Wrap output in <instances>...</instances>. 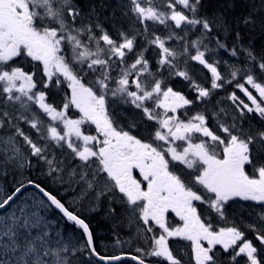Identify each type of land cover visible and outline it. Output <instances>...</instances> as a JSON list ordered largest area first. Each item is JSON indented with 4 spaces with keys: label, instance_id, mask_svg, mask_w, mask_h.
Returning <instances> with one entry per match:
<instances>
[{
    "label": "snow or ice",
    "instance_id": "1",
    "mask_svg": "<svg viewBox=\"0 0 264 264\" xmlns=\"http://www.w3.org/2000/svg\"><path fill=\"white\" fill-rule=\"evenodd\" d=\"M125 8L133 23L115 28L114 38L95 8L85 11L80 0H0V175L11 167L23 177L35 158L55 185L21 178L0 187V264H76L84 253L105 264L121 261L122 255L97 252L81 211L95 212L104 202L109 216L122 213L145 242L131 257L137 264H153L149 257L183 264L169 247L172 237L191 242L195 264H264V128L245 127L249 114L264 121V83L250 71L244 83L237 81L250 104L233 92L229 99L238 116L231 123L209 127L202 112L182 118L180 109L232 83L206 59L205 43L218 26H231L222 13L202 14V0H128ZM255 11L241 22L255 27ZM148 22L169 34L161 38ZM259 23L264 27V19ZM142 39L159 49L155 71ZM171 40L180 47L167 46ZM217 46L226 47L218 39ZM243 51L264 73V55ZM21 61L31 66H18ZM189 61L208 69L210 88L193 79ZM241 71L231 72L233 80ZM172 77L188 81L195 100L174 90L167 82ZM53 88L69 90L59 106L43 90ZM117 102L131 105L137 116L122 124L109 110ZM70 108L78 110V119L69 118ZM86 123L96 135L85 134ZM29 188L34 191L25 197ZM69 191L75 193L71 201L64 195ZM236 198L261 205L257 221L247 224L258 244L236 226L213 228L212 214L226 220ZM53 209L81 230L83 244L49 218ZM169 213L182 225L172 227Z\"/></svg>",
    "mask_w": 264,
    "mask_h": 264
},
{
    "label": "trees",
    "instance_id": "2",
    "mask_svg": "<svg viewBox=\"0 0 264 264\" xmlns=\"http://www.w3.org/2000/svg\"><path fill=\"white\" fill-rule=\"evenodd\" d=\"M87 3L96 6L95 8H98V4L94 3L92 0H87ZM157 4H161L162 1L156 0ZM202 3L204 4V9L202 10V14L212 15L213 13H222L225 17V20L228 25L231 27L227 30H215L212 35L216 37V39L219 40L220 43L226 45L224 48L227 51L228 58L233 60V67L236 69H242L245 71H241L238 73L236 80H233L232 83L229 84V88H237L236 83L237 81L239 83H243L244 79L243 76L246 74H253L257 81L260 83H264V73H261L258 68L252 67L250 61H246V53L243 51V49H251L253 52L259 57L260 55H264V27L260 26L259 21L261 19H264V6L261 4V0H202ZM255 11V19L257 21V24L255 27L251 25H244L241 22V18L249 15V13ZM163 10V9H162ZM112 11H114V8H112ZM111 11V12H112ZM103 18L111 21V15L108 16L105 15L103 12ZM171 23V22H169ZM115 24V23H114ZM177 33H180L179 29L175 30ZM110 32V31H109ZM236 32H239L240 36L239 39L236 37ZM169 34V32H167ZM111 34V33H110ZM183 34V33H180ZM113 35V33H112ZM191 39H195L196 37H190ZM176 41V40H174ZM142 47H146V42L142 39L140 41ZM235 48L237 54L233 56L231 54L232 49ZM148 49V48H147ZM201 50H204L201 48ZM156 48L151 45V50H147L144 55L149 60L150 66L155 71L156 68V61L159 59L158 52H155ZM194 54V51H193ZM208 54V52L206 53ZM132 62L131 54H129L128 63ZM193 61H189L188 68L192 65ZM181 69H183L184 65L181 63L179 65ZM233 72V71H232ZM167 77V72H165ZM168 81H172V79H169ZM167 81V82H168ZM47 92L48 89H44ZM50 95V93H49ZM191 99L194 100L192 96H189ZM58 97H55L52 95V101ZM208 99L205 98L203 101H200L201 104H204L206 106ZM59 103V102H58ZM60 105V104H59ZM196 107H193V110ZM191 116V112H190ZM27 129L26 125H23ZM33 163V169L37 171L39 180H42L44 182L47 181V175L45 174L46 166L42 163L37 165L35 158H32ZM33 174L32 171H30ZM17 171H14L9 167L7 176L0 175V181L6 185L8 188L14 183L15 180H17ZM27 178L35 179L34 175L29 176ZM109 220H113V216H109ZM116 220H119L115 218ZM106 222V221H105ZM117 222L116 224H118ZM82 262V258L78 257L77 262Z\"/></svg>",
    "mask_w": 264,
    "mask_h": 264
},
{
    "label": "rangeland",
    "instance_id": "3",
    "mask_svg": "<svg viewBox=\"0 0 264 264\" xmlns=\"http://www.w3.org/2000/svg\"><path fill=\"white\" fill-rule=\"evenodd\" d=\"M83 1H85V0H83ZM92 1L94 3L98 4L99 2L101 3L102 0H92ZM82 6H84V5H82ZM89 6L91 7V10H92L93 7L94 8L96 7L94 5H89ZM101 8L103 10H105V15L106 16H108L110 14L111 17H112V15L114 13H119L120 16H124L123 20L126 19L127 23H129V22L131 24L133 23V21H131V19H129L128 16L124 15L125 12H124L123 9L121 10V5L120 4H117V3L113 2L109 6H107V7L103 6ZM112 8H114V11H112ZM127 25L129 26V24H123L122 28H125V29L128 28ZM119 26H120V24H119ZM151 28H153V27H151ZM217 29L223 30V29H220L219 26L217 27ZM150 30H153V29H150ZM161 33H162V31L156 29V35H159ZM181 35H183V34H181ZM194 36L195 35H192V37H194ZM162 38H164V37H162ZM205 43L207 44V47L209 49L208 54H206V59H208L210 63L217 64L218 71H220V73H221V75H222V77L224 78L225 81L230 80V78H229L230 77V73L235 70V68L233 67V60L228 58L229 56L225 53L224 48H220V47L217 46V39H216V37L214 35H212V42L211 43H208L207 40L205 41ZM166 44H167V46L172 47V48H176V49H178L180 47V44H175V42L173 40L166 41ZM236 70H238V69H236ZM190 74H192V76H194V78L196 80H198V82H201V83L209 82L211 84V79H212L211 73L208 71V69L204 68L202 65L198 64L197 62H196V65L193 67V72H190ZM48 91H49V93L51 95H53L55 97H58V98H55L52 101V103L56 104V105H59V104H62V102L64 101V100H61L60 98L62 96H65L66 92H68L69 90H67L65 88L64 91H60L58 89L53 88V89L48 90ZM110 98L111 97H109V99ZM228 100H230L229 97L225 99V105H222V107L224 108V110L226 112H230L231 113L233 111V109L234 110H236V109H235V105L233 104V102H231L232 103V108H233V109H231V107L227 104L229 102ZM69 115H71V114H70V111L68 110V116ZM134 116L135 115L133 113H130L129 116H128V119H130V118H132ZM232 117H235V116H232ZM69 118L78 119L79 117H69ZM44 119L47 120L46 117H44ZM128 119H127V121H128ZM227 123H229V121H227ZM246 127H248V126H246ZM252 128L255 129L254 127H252ZM83 130L85 131V134H91V132H86L85 126H83ZM157 143H159V142H157ZM57 152H58V150H57ZM0 187H3L5 189H7L6 186L3 185L1 182H0ZM30 193L31 192H28L27 194H24L25 197H27ZM65 195H66V200L71 201V199L75 195V193L69 191V192H66ZM244 208H245V212H246V217L245 218L247 219L246 220L247 224L257 221L258 214L262 210L261 205L257 204L256 202H254V204L246 203ZM85 210H87V209L85 208ZM249 213H251V215H249ZM48 215H49V218L54 219V221L59 226L63 227L62 222L58 221L57 218H53L51 216V211L48 213ZM177 226L178 225H175V227H177ZM132 231H133V236L135 238H138L137 237V230L136 229H132ZM123 247H124V243L122 241H119V243H118V241H115V242H113V245H112V248H114L115 250H110V249H103V250L107 251V252H110V251L111 252H117V251L121 250ZM169 247L172 248V246H170V244H169Z\"/></svg>",
    "mask_w": 264,
    "mask_h": 264
},
{
    "label": "flooded vegetation",
    "instance_id": "4",
    "mask_svg": "<svg viewBox=\"0 0 264 264\" xmlns=\"http://www.w3.org/2000/svg\"><path fill=\"white\" fill-rule=\"evenodd\" d=\"M64 195H65V193H64ZM107 207H108L107 203H103L99 208L100 212L96 215H91L93 212H88L85 209H82L81 211L85 215L84 217L88 220V222L90 224V228L93 231L94 245H95L96 249L98 251L104 253V254L111 253V254L124 255L126 253V250H124V248H122L121 250H119L117 252H111V251L107 252V251L103 250V249L115 250L114 248H112L113 243L109 242V240L106 238L107 233H111L114 235H121L123 237L124 236L123 230L125 228L127 229V227H128V220L122 213H121L122 215L119 217L113 216V220L110 221L109 215L107 213ZM173 214L174 213H169L170 216L168 218L170 220L173 219V216H172ZM51 216L53 218L57 217L56 214L52 211H51ZM115 218H117L119 220H116ZM177 219H178L179 224H180L182 221H180L179 218H177ZM104 220H108L109 224H108V221L103 222ZM58 221H60V219H58ZM117 222H119V223L116 224ZM131 228L136 229L134 225H132ZM135 241L137 242V245L132 246L133 252H135L136 248H138V247L144 248V241L143 240H141L139 238H135ZM169 244L172 247L174 246L172 239H169Z\"/></svg>",
    "mask_w": 264,
    "mask_h": 264
},
{
    "label": "bare ground",
    "instance_id": "5",
    "mask_svg": "<svg viewBox=\"0 0 264 264\" xmlns=\"http://www.w3.org/2000/svg\"><path fill=\"white\" fill-rule=\"evenodd\" d=\"M112 243V242H111ZM80 262V261H79Z\"/></svg>",
    "mask_w": 264,
    "mask_h": 264
}]
</instances>
